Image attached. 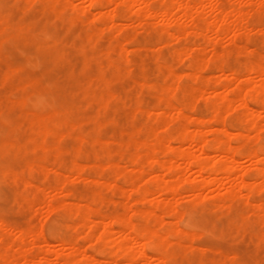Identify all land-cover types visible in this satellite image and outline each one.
Wrapping results in <instances>:
<instances>
[{
  "label": "bare ground",
  "instance_id": "6f19581e",
  "mask_svg": "<svg viewBox=\"0 0 264 264\" xmlns=\"http://www.w3.org/2000/svg\"><path fill=\"white\" fill-rule=\"evenodd\" d=\"M14 1L18 4H21V7L18 5L20 8L19 12L21 13V18L18 19L16 22L12 23V17L10 14H3L2 12H0V42H3L6 38H8L10 36H17L18 38H20L24 41L29 38V33L32 29V25L26 19L24 20L23 16L27 13V11L30 8H32V6H34V4L36 2H38L41 4V12L43 14H49L50 16H52V19L56 20L57 22H59L63 25L65 24L66 30L68 29V31L71 32L78 27V30L81 29L79 32H81L84 29V32L83 33L81 32L82 35H80V33H79V36H78V40L80 42V47L78 46V41H76V43H77L76 45H77V47H79V49L76 52L79 53L80 56L82 57L81 61L83 63V68H82L83 73H85V69L88 66V63L90 61L89 58L87 57V55H89V52H88L89 50L87 47L85 49V45L87 46L88 43H91L93 41L98 42V41H96V39H99L106 34L109 36L110 39H114V38L116 39V34H115L116 31H119L121 29H128V30L134 29L137 24H138V26L142 25L144 27V29H146V31H149V32H152L151 29L158 28L161 32L166 33V35H167L166 39H164V41H161V43H159L158 46L156 44V46H157L156 48H154L153 46L152 47L150 46L151 52H154V54H156V55L159 54L160 49L163 48L164 46L165 47L170 46V44L173 40L176 41V40H180L182 38L181 34H178V33L170 30V28L172 26H175V25H180V24L183 25V27H180L179 33H182V31L184 33V31H186V33L188 32L191 34H195L196 36H199L201 34L202 35H208L210 33H214V36H215L214 41H213L214 43L216 41L219 43L218 40L219 39L221 40V38L224 39L223 37L226 35V33L228 35L231 34V36H232L231 38H229V41H235L236 36L239 35L240 33H245V36H246L252 30H256V32H258L260 34L264 33V26L260 25V27L257 26L254 28V26L252 27V25L249 22L251 20L248 19L251 11H253V10L256 11V10H259L261 8L263 9L264 0H242V1L240 0L241 2L238 1L239 3L234 2V0H228L230 4L229 3H228L229 5L226 4L227 6L220 5L221 2L219 3V0L218 1H213V0H160V1H162V4H161L162 7H158L160 9H158L157 11H155V9L154 10L152 9L151 3L153 5V2H154V1L152 2V0H14ZM154 6H155V4H154ZM92 9L98 10V11L96 10L97 13L95 15H96L97 20L101 21V24H102L100 27H98V29L95 28L93 25H91V28L93 27L96 30L95 29L92 30L88 26V25H90V22L92 21V19H89L90 17H89V15L87 16V14L89 13L88 11H90ZM215 10L218 13H215ZM213 11H214V14H213ZM7 12L5 11L4 13H7ZM15 12H17V11L15 10ZM92 16H94V15H92ZM91 18H93V17H91ZM91 24H93V22ZM142 26H140V27L143 29ZM33 28H34V26H33ZM58 28L60 30V27H58ZM181 28H183L182 31H181ZM76 30L74 32H76ZM134 31H136V29H134ZM229 31H230V34H229ZM246 32H248V33L246 34ZM44 33H46V32H44ZM46 34H49L48 31ZM67 35H70V34H67ZM49 36L52 37V34ZM245 36L243 38L244 40H245ZM207 37H209V36H207ZM227 37H230V36H227ZM239 38H238V40H239ZM50 40H49V43H47V42L46 43L34 42V44H35L34 46L36 47V49H38L42 53L43 57H45L46 59L50 58V59H53L55 62L60 61V60H64L65 57H67L65 55L66 47L61 46L59 44V41H57V40H54V41H50ZM63 41H65V40H63ZM106 41L108 42V39ZM125 41L126 40H124V42ZM118 42H120V41L118 40ZM121 42H120V44H121ZM72 43L74 44L75 42H72ZM195 43H197V42H195ZM231 44H233V43H231ZM243 44H238V45H243ZM195 45H197V44H195ZM244 45H246V43ZM125 46H127V45L125 44ZM218 46H216V47H218ZM74 47H76V46H74ZM96 47H98V46H96ZM235 47H236V45H235ZM107 48H105V47L103 48L106 53H109L110 51H112L110 47L108 49ZM121 48H122V52H125V47L123 46ZM144 48H145V46H144ZM195 48H196V46H195ZM246 48H248V47L246 46ZM127 49H128V47H127ZM250 49L251 48L249 47L248 50H250ZM115 50H117V49H115ZM115 50H113V51H115ZM146 50H148V48H146ZM150 50L148 52H150ZM184 50H186V51H184ZM218 50H220V49H218ZM245 50H247V49H245ZM251 50L254 53L255 50H253V49H251ZM217 51L215 49V46L211 44V46H210V52H211L210 53L211 54L210 59L211 60H215L218 57V52L224 53L225 50L224 51L220 50L218 52ZM105 52H104V54H105ZM179 52H177V53L179 54ZM181 52L185 56L186 54L190 55V53L193 52V50H191V52H190L189 48H184L183 51H181ZM86 53H88V54H86ZM93 53L94 52H92V54ZM101 53H103V52H101ZM95 54H96V52H95ZM118 54H120V53H118ZM121 55L123 56V58H125V56L128 58V56H129V55L124 56L123 54H121ZM262 57H263V55H262ZM118 59H116V60L118 61ZM238 59H240V58H238ZM98 60H99V58H98ZM102 60H104V59L101 58L100 61H102ZM114 60H115V58H114ZM122 60H120V62H122ZM106 62H107V64H105L104 61H103V63H100V62L97 63L96 73L92 77V79L98 85L96 89H91V87L88 83H81V82L78 83V88L85 95H87L89 97L87 100V103L88 104H96L98 107L99 113L101 111L108 109L113 103H117V102L121 101V98L118 95H116L115 93H113L111 91V89L109 88L110 78H108L105 74V69L109 68V67H111V65H115V64L109 58H108V61L106 60ZM137 62L138 61H136V63ZM160 63H162V62H159V64ZM253 63L247 64L248 66L252 65L251 68L250 67L246 68L244 66H240L237 69L232 68L231 70H222L223 66H221V69H220L221 71H219V72H221V77H219V79L216 80L214 82V85L211 87V89L213 90V92L215 94V96H211V97L222 100L224 103L226 101L229 105H231L232 102L235 103L233 100H237V102L239 101L238 103L236 102L237 106L238 107H244L246 109V110L244 109L247 112V114H246L247 118L245 120L248 122V124L246 123L247 125H249L248 128H247V126L244 125V123H243L244 120H243V122L238 123V125H236V124L232 125L231 124L232 121H230L231 127H225L224 126L225 124H223L224 122L221 123L219 121L220 117H218V114L217 115L213 114L214 116H209L208 113H202L200 111L201 114H199L198 116H194L193 114H189V115H193V116H188V114L186 115L185 109L188 108L187 107L188 105H191L190 107H193L194 106L193 101L181 102V100H179L180 101L179 104L176 105V104H173L174 102H170V100H168L169 97H168V99H166V97H164V95L166 93L170 94V91H169L170 89L175 90V88L180 87V86H178V83H177V81H178L177 79H179L180 76L177 77V79H175L176 75L173 74V70H172V72H170L169 70H171V69L168 70L169 67L167 66L168 67L167 70L170 72V74L174 75L173 79L175 81H173V79H172L173 82H171V85L167 84L164 89L154 88V96L157 100V106H158L155 108H157V110L159 111V113H157V114L160 116V118H161V116L167 117V113H173L175 115L174 119L176 121H181L180 122L182 124L181 125L182 127L180 126L181 130H180V132H178L179 133L178 135L173 137V140L180 143V144H185L186 146L184 149H181V150L177 149L176 150L174 148V146L171 144L170 140L169 141L165 140V139H167L168 136L166 138H165V136H163L162 129H164V128H162V129L154 128L153 129L154 134L152 133V135H154V136L152 139L150 138V140L148 139V137H151V136H149V133L147 131L148 134L145 133V134H147V137L141 136V138L142 137L143 138L142 139L138 138V141H137V139L135 140L134 138H132V136L135 135V133L137 132V130L135 128H133L130 131H128V133H127L128 136L126 139L123 138V139H121V141H118V143H117L116 150H118V155L120 153L122 155V157L126 156V158L128 159L127 166L125 165L126 167H123L121 165V163L115 162V160L112 159V157H111L112 152H113L111 147L113 148L114 143H113V145H110V142L103 140L104 138L100 140L97 136H94L93 138L91 136V137H89V138H91V140L89 142L91 147L86 148L87 145H89V144H87L85 147H83V145H85L84 141L86 142L89 139L87 138V140H86L84 138V136L79 135V134L75 135L74 129H75L76 124H74L75 122L73 123L72 121L68 120V117L73 114L75 106L73 105L72 102H69L68 100H64V102L60 106L53 107V108L49 109L47 112H42V113H34V112L31 113L30 112L29 113V112H26L28 110H24V111H22V114L20 115V119L18 120V122H15V123H11L10 121L8 122L7 120L4 119L6 122H4L0 126V154H6L9 156L11 155L14 159H20V160L24 161L26 168L28 170H33V169L35 170V168L39 167L38 169H39V171H41V169H40V166H41V168L42 167L46 168L47 171H45V172H49V174H50V173H53L52 172L53 168L51 166H44V164H43L44 161L46 160L47 154L50 153L54 158H57L58 155H60V153L63 152V150H64V148H62V146L58 142V136L60 139V135L62 134L64 136V134H63L64 132H68V133H70V135H71V133H74V135L76 136V140L78 142L77 144L75 143L76 146H74V150L77 153H79V156L81 155V158L83 157L82 156L83 154H80V153L90 154V157L92 155L96 156V155L102 154L107 158L106 163H104V162H103L104 164L100 163L101 165H97L94 162H92L93 164H90L91 161H90V163L86 162L85 167L86 166L91 167V165H92L96 169V173H97L96 178H92V176H91V178H89V176L87 175L89 178L88 180H90L94 184L98 183L99 187L102 186V184L104 186L106 185L107 187H105V188H107L108 190H109L108 187L117 188V189H115V190H117V192L115 191L114 193L116 195L118 193V197L120 198V200L121 199H127L126 197H129L133 192H135L134 194H136L137 199L140 202H142V203L143 202H150V204H151V202H153V200L151 199V197L153 195L155 196L158 194L160 196V195H162L163 192H167V193L170 192V193H168L171 195L169 198H164V197L160 196V198L159 197L157 198V200L155 201L156 204L154 203V205L158 206L159 203H163L162 205L167 206V208H165L166 210L167 209L168 210L176 209V207L174 208V204L176 203V200H179V199L181 200L183 198V195L178 192L179 190L177 191L175 184H177L178 181H179L178 184L181 181H186L187 180L186 177L184 178L185 174L188 173V171H194V173H196L197 177L200 179L201 184H200V182H199V184H196L197 181H195L196 183H193L192 185H190V187H189L190 189H188V190H190V192L192 194V197L190 199H192V201H194L196 204L201 199V196L203 198L204 196H210V194H211V196H213V197L215 196L216 199H217V197L219 198V196L213 195V194H215V192H214L215 189L221 188V186L224 182L227 184V186L224 187V196L219 198V201L217 203L215 202L216 203V209H215V206H214V209L216 211H218L219 214H225L229 211V206H230L229 202L234 201V199L240 198V199L244 200L242 203H245V205H246L245 206L246 209L240 213L241 221L244 222L247 220L248 215L251 216V213L249 214V211L247 210L250 208H251L250 210L252 211L253 215L256 214L263 221L264 220V203L261 202L262 199L258 198L260 200H251L250 196L252 195L254 197L256 190L264 189V146L259 147L261 149H257L255 147H252L250 144H251V142H254L252 140H255V139L251 140V138L253 136H254V138L257 139L256 134H257V131L260 127L259 126L260 123H259L258 119H260L259 118L260 115L264 113V99L259 101L260 103L258 104L259 107L257 106V108H258L257 109L254 107L252 108L251 105L249 107L246 100H245L246 98L242 97V94L244 92L248 93V95H250L251 98H253V97L255 98L259 93H261V96H262V93L264 95V65H261V64L256 65ZM120 64H122V63H120ZM138 64H139V66L144 65L143 62H141V61L138 62ZM165 64L168 65V63H165ZM262 64H264V63H262ZM227 65H230V64L227 63ZM192 66L190 68H192ZM229 67H231V66H229ZM73 68H74V66H73ZM116 68H119V66L116 65ZM21 69H22V66H19V65L15 66V67L8 68L0 76V85H5L8 81H10L12 73L19 71ZM197 69L198 68H196V70ZM73 71H74V69H73ZM73 71L70 72V77L75 76ZM164 71H166V70H164ZM250 73L255 74L258 77V80L255 81L254 84L251 85L252 86L251 88H248L245 85L249 84V82L252 80V78L249 76ZM192 74H194V73H192ZM170 76H172V75H170ZM195 76H197V75H195ZM168 77H169V75H168ZM181 77H182V75H181ZM192 78H194V77H192ZM42 81L43 80L40 77L33 74L30 78H28L26 81H24L20 85L22 86V88L24 90H26V89L29 90L31 88L33 89L34 87L39 86V89L37 92L39 95L42 96V95L46 94V92L48 91V87L42 85V83H43ZM138 82H140V81H138ZM134 84H135V86H134V88H135L137 86L136 81ZM139 84H140L141 89L148 87V85L144 84L142 81ZM235 84H236V86H235ZM151 85H153V84H151ZM50 86H52V85H50ZM233 86H235V87H233ZM153 87H156V85H154ZM231 87H233V90H235L234 88H236V90H238L240 94L238 92H232ZM57 89H58V92H60V89L58 87H57ZM137 89H139V88H137ZM67 90H68V88H67ZM242 90H244L243 93L240 92ZM199 91H200V94L198 93V95L203 96L206 90H205V88L200 87ZM206 92H208V91H206ZM230 92H232L231 94L237 93L239 96H237V95H235L234 97H233V95L229 96ZM33 93L35 95H38L32 91V94ZM70 93H72V92H70ZM150 93H152V92H150ZM208 93H212V92L209 91ZM121 94L122 93H120V95ZM195 95H194V97H195ZM237 97H239V98H237ZM196 98H197V95H196ZM24 99L25 98L23 96L20 98L18 97V99L15 98V100H11V99L9 100L6 96L0 97V116L6 110L10 113V112H13L14 109H16L17 107L22 108L23 104H24ZM126 99H129L130 101L134 102V105H135L134 114H136V113L138 114V112L144 111L143 108L141 107L142 104H141L140 100L138 99V97L136 96V94H134V95L131 94L129 97H126ZM174 99H175V96H174ZM215 100H214V102H215ZM177 102H178V100H177ZM256 102H258V101H256ZM143 105H145V104H143ZM214 105H216V104H214ZM218 105L220 106V109H221L222 108L221 105H223V104L218 103ZM223 107L225 108V106H223ZM227 107H228V105H227ZM232 107H234V106H232ZM145 109H147V107H145ZM149 111H151V110H149ZM197 111L198 110H196V112ZM15 112H16V110H15ZM220 112H221V110H219V113ZM148 113H146V114H148ZM129 114L130 113H128V115ZM158 115H156V116L158 117ZM2 117L3 116H1V118ZM166 119H164V120H166ZM88 120H90V118H84L83 122H87ZM107 120H109V119L107 118ZM67 121H68V123H66ZM80 121L81 120H79V122ZM118 121H119V119H118ZM13 122H14V120H13ZM76 123L78 124V122H76ZM80 123H82V122H80ZM98 125H99V123H98ZM143 131H145V130H143ZM251 131L255 134H253ZM116 132H118V131H116ZM261 132H263V130ZM122 133H120V134H122ZM114 134L115 133H113V135ZM209 134H211V136H213V137L211 138L210 136H208ZM225 135H227L228 138L230 137V135L234 136L235 139L238 141V145L235 146L234 148L240 152L239 153L240 156H244L245 159L248 158V160L249 159L253 160V165L257 171V176H258L260 181L259 180L257 181L258 178L255 180L248 181L249 179L246 180L244 174L239 172L240 167H242V165L240 164L241 163L240 162L241 157L238 158V156H236L235 153H233V151H232L233 146L229 145L230 142L227 141L228 139L226 140ZM259 136L260 135L258 134V137ZM235 139H234V141H235ZM112 140L113 139H111L110 141H112ZM262 140H264V139H262ZM113 141H115V140H113ZM86 143H88V142H86ZM97 145H98L99 149H97V147H95L96 148V150H95V148H93V146H97ZM259 145L261 146V144H259ZM115 147H116V145H115ZM159 153L160 154L172 153V154H175V156L172 157L170 155V157H169V155H168L167 156L168 158H165V157L163 158L160 155L162 157L161 158L159 156ZM102 155H99V156L102 157ZM54 158H52V159H54ZM100 159L101 158L99 157V160ZM174 159H179V160L175 161ZM62 160H64V159H62ZM71 160L73 161V163L71 162L72 165H69L71 167L70 168L68 167V169H70V170L67 173H63V171H61V170H58V171H60L62 173L56 172V174L57 173H58V175L60 174V177L57 176L55 178V180H56L55 185L50 190L52 192L51 196H50L49 200L47 199V201H48L47 207L49 209L45 208L44 210L52 211L53 208L57 207V206H55V203L52 202V200L58 196L65 198L62 202V205L64 206V208H66V207L68 208L69 206H71V208H72V206H75V208L78 211L84 210L85 213L82 214L83 215L82 219H81L82 222L81 221L80 222L82 223V225H84L86 227L85 231L87 229V235H86L87 237L90 236L89 238H91V239L95 238V241L99 245L101 243H103L107 246V251L105 252V257H103L104 259L103 258L97 259L99 257H93L92 254L89 253V251L88 252L86 251L85 246H84V248H82L83 246L82 245L80 246L74 240V239H76V235L73 233V236L75 235V238H74L72 236V234L70 233L71 229L69 230V228H72L74 225H72V227H71L70 224H64V225L60 226L59 228L55 227L52 231L51 236L49 238H46V237H44L43 233L41 232V231H43L41 229L42 226H40L41 228L39 227L40 228V230L38 229L39 232H35L36 230L33 231V229H35L34 226H33L34 228H32V230H30L31 229L30 226L25 229V227H27L28 225L23 228L24 230L21 228V230L15 231L14 229L13 230L10 229L12 227H8L6 225L7 223L4 222V220H0V264H37V261H35V263H34V260H36V259H33V256L36 257V255L35 254L33 255V253L30 252L29 249L24 246V241L25 242L29 241V242H32V244H33L37 240L38 241L41 240V236H43V241H41L42 244H46V246H49V245L55 246L54 243L57 242L58 245L61 246V249L54 250L53 252L47 251L45 253L44 252L45 249H44L43 250V254H44L43 256L44 257H42V254L40 256V258H42V262L44 261V259H46L48 261L49 258L47 256L49 254H50L49 257H51L52 255L55 256V259H56L55 262H57L59 260L58 264H80V263L81 264H119L118 260L116 259L117 256H121L122 261L126 262V264H166L168 260L171 261L173 259H178V258H188V253H189L190 247H188L187 245L186 246L180 245V246H182V249L180 251L181 253H179V252L176 253L174 251L175 249L173 248V245H175V244L179 245V242L177 241V239H174V240H176L174 242L171 241V239H169V235H171L173 233H175V235H179L181 233V230L174 228V226H176V225H174L173 227L172 226L171 227H164L165 224L164 225L161 224L163 222L164 218L161 222L160 221L162 219L161 218L162 216H160L161 214H158V216L160 218L159 219L157 214H156L157 211H154L151 208L150 209H141L139 211L138 210L135 211L134 217L138 216V218L143 219L144 222H141V221L140 222H132L133 219L130 220L129 219L130 217H128L127 214L123 215L121 213V215L116 214L115 216L114 215L111 216L109 213L108 214L110 216L103 214V213L102 214L101 213L95 214V211H94L95 208H94V210L92 209L94 206L93 205L89 206L90 204L85 205L86 203L83 204V202H85V201H83L81 203H80V201H77V202L75 201L74 204H73L74 201L71 202L72 199L71 200L68 199L70 201H67L66 198L70 197L71 195H74L75 192H74V190L71 191V189L68 192H64V190H63L64 182H68L70 180L73 182L76 180H80V179L82 180V178H83L82 176H84V175H82L83 173H81L82 169L84 168V165H81V162L79 163L78 160H77L78 163H77V161L74 162L75 160H73V159H71ZM140 163H141V166H139ZM89 164H90V166H89ZM156 167L158 169H162L163 171H167L169 173H172L173 175L175 174L174 176L171 174L172 178L174 180L172 182L164 181L163 175H160L158 172L157 173L152 172V171H154V169H156ZM26 168H24V169H26ZM147 168H151V169L154 168V169H152V171L149 170L150 174H148L149 175L148 178L150 179L149 180L150 185H152L153 182L157 183V187L155 189L151 188L152 186L148 187L145 183L143 184V180H142V183L140 181V183L143 185H138L139 184L138 183V184L133 185L132 187H130L128 189L122 188L123 186H120L116 182L121 187L120 188V187H117V184L115 183L114 179L112 178V175H115V174H113V172L114 173L117 172L118 175H120V176H122V174H123L124 175L123 177H126L127 174H129V175L132 174L136 177V180H141V179H144V177H145L144 175L147 172ZM10 170H11L10 168L4 169V173L9 172L8 174H10V172H12ZM92 170H94V169H92ZM108 170L111 171V173ZM240 170H241V172L244 171V170L242 171V169H240ZM43 171L44 170L42 168L41 173H44ZM107 171L109 173H107ZM2 172H3V170H2ZM4 173H2V174H4ZM33 175H35V174L33 173ZM61 176H62V178H61ZM63 176H64V178H63ZM87 176L85 175L84 178L85 177L87 178ZM16 177H17V175H16ZM35 177L36 176H34L33 178H35ZM9 178L12 179V177H10V176H9ZM138 178H141V179H138ZM4 179H5V177L2 180H4ZM35 179H37V178H35ZM65 179H67V180L64 181ZM85 180H87V179H85ZM119 180L120 179L118 178V181ZM13 181H14V179H13ZM25 181H26L25 184L29 183L28 179ZM151 181H152V183H151ZM174 181H175V183H174ZM0 182H4V181H0ZM99 183H101V184H99ZM129 186H130V184H129ZM153 186H154V184H153ZM40 187H42V186H40ZM49 188H51V187H49ZM66 188H67V186H66ZM118 188H119V190H118ZM97 190H95L93 192V196L96 199V201H97V199L99 200L101 198V195ZM205 190L209 193V195H205L207 192L203 193V191H205ZM24 193L25 192L21 193L23 195V197L26 196V195H24ZM262 193L263 192H261L260 194H262ZM91 195H89V197ZM48 196H49V194H48ZM26 197L28 198V196H26ZM180 197H182V198H180ZM17 198H18V196H17ZM185 198H187V197H185ZM138 200H136V198L134 200L132 199L133 202L138 201ZM230 200H232V201H230ZM99 201H97V202H99ZM124 202L126 203V202H128V200L124 201ZM33 203H31V204L33 205ZM96 203H94V204H96ZM103 203H105V202H103ZM206 205H207V203H206ZM182 206L180 205V207H182ZM162 208H164V207H162ZM214 209H211V210H214ZM243 209H244V207H243ZM166 210L165 211L163 210V211L166 212ZM247 211H248V213H247ZM68 212H70L69 209H68ZM125 212L126 211H124V214H125ZM163 213H162V215H163ZM177 215H178V213H177ZM191 216H192V214H191ZM178 218H176V219H178ZM189 218H190V216H189ZM165 221H167V220H164V222ZM262 221H261V224H262ZM258 222L259 221H257V223ZM115 223L117 225L119 224L121 226V227L119 226L120 229L117 230V229L113 228V224H115ZM175 223H177V222H175ZM238 223H239V221H238ZM159 224H160V226L158 227ZM40 225H42V223ZM171 225H173V224H171ZM214 225H215V223H214ZM198 226H200V225H198ZM178 228H180V226ZM200 228H202V227H200ZM73 229H74V227H73ZM203 230H204V227H203ZM183 233H187V230L185 232V229H184ZM194 233L196 234V232H194ZM210 233H211V231H210ZM259 233H257V234H259ZM262 233L264 234V232H262ZM8 234L14 235L13 236L14 237L13 243H15V242L19 243L17 251H14L11 254H10V252H8V250H6V248H4V246H2L3 241H5L4 238ZM117 234H118V236L115 237V235H117ZM171 236H173V235H171ZM179 236H181V235H179ZM259 236H260V234H259ZM39 237H40V239H39ZM187 237H189V235ZM196 237H198V235ZM192 238H193V235H192ZM90 241H92V240H90ZM5 244H7V243H5ZM32 244H31V246H32ZM8 246L9 245L7 244V247ZM35 246L36 245H34V247ZM44 248H46V250H47V247H44ZM32 249H33V246H32ZM32 249H31V251H32ZM94 249H96V248H94ZM202 249H200L199 251H196L198 253H195L197 256L196 264H208V263H210V264H229V263L238 264L235 256L229 257V256H226L225 254H224V256H226V258L224 260H221L222 258L221 259L218 258L216 260H210V262H208L209 260L207 258V254H206L207 251L202 250ZM148 250H152L153 253L148 254V252H147ZM102 251H103V249H102ZM217 251H219V249ZM40 253H42V252H40ZM39 254H37V255L39 256ZM54 256H52V257H54ZM220 256H222V255H220ZM39 260H41V259H39ZM47 261H45V263H43V264H48V262H49V264H52L51 261H48V262ZM38 263L42 264L39 261H38Z\"/></svg>",
  "mask_w": 264,
  "mask_h": 264
},
{
  "label": "rangeland",
  "instance_id": "374dc122",
  "mask_svg": "<svg viewBox=\"0 0 264 264\" xmlns=\"http://www.w3.org/2000/svg\"><path fill=\"white\" fill-rule=\"evenodd\" d=\"M213 1H218V0H213ZM238 1L241 2L242 0L241 1L240 0H234V2L239 3ZM152 2H153V5L151 3V6H152L153 10L155 9V11H157L158 9H160L158 7H162L161 6L162 1L152 0ZM219 3L222 6L223 5L227 6L230 4L228 0H219ZM154 4H155V6H154ZM18 5L21 7V4L16 3L14 0H11V1L10 0H0V12H2L3 14H10L12 17V23H14L18 19L21 18V13L19 12L20 8ZM15 10L17 12H15ZM96 10L97 9H92V10L88 11L89 13L87 14V16L89 15V17H90L89 19H92L91 22L88 20L90 22V25H88V26L91 28V25H93L95 28L98 29V27H100L102 24H101V21L97 20V18H96V15H95L97 13ZM259 10H256V11L253 10L249 14L248 19L251 20L249 22L252 25V27L254 26V28L257 26L260 27V25L264 26V7H263V9L261 8ZM5 11L6 12L8 11V12L4 13ZM28 11L23 16V19L24 20L26 19L32 25V29L29 33V38L24 41V40L18 38L17 36H10V37L6 38L3 42H0V76L8 68H11V67H15V66L19 65V66H22V69H23V70L21 69L22 71L19 70V71L13 72L11 75L10 81H8L5 85H0V97L6 96L9 100L10 99L15 100V98L18 99V97L20 98L22 96L25 98L22 108L17 107L16 109H14L13 112H10V113L7 110L4 111V113L1 115L3 117L1 118V116H0V126L4 122H6L5 120H7L8 122L10 121L11 123L18 122V120L20 119V115L22 114V111H24V110H28L26 112H29V113L30 112L31 113H33V112L34 113L47 112L49 109H51L53 107L60 106L64 102V100H68L69 102H72L73 105L75 106L73 114L68 117L69 121H72L73 123L75 122L74 124H76L75 129H74L75 135L79 134V135L84 136V138L86 140H87V138L89 139L88 141H86L88 143H86L84 141L85 145H83V147H85L87 144H89V142L91 140V138H89V137H91V136H92V138L94 136H97L100 140L104 138L103 140L110 142V145H113V143H114L113 148L111 147V149L113 150L112 156H111L112 159H114L115 162L121 163V165L123 167H126L128 164L127 163L128 159L126 158V156L125 157L123 156L124 157L123 158L120 153L118 155V150H116V148H117L118 141H121V139H123V138L126 139L128 136V134H127L128 131H130L133 128H135L137 130V132L135 133V135L132 136V138H134L135 140L137 139V141H138V138L139 139L143 138V137L141 138V136L147 137L148 133H149V136H151V137H148V139L150 140V138L152 139L154 136V135H152V133L154 134V132H153L154 128H158V129L164 128V129H162L163 136H165V138L168 136L167 139H165L166 141L170 140L171 144L174 146V148L176 150L177 149L181 150V149L185 148V146H186L185 144H180V143L173 140V137L178 135L179 134L178 132H180V130H181L180 129L182 127L181 126L182 124L180 123L181 121H176L174 119L175 115L173 113H167V117L161 116V118H160V116L157 114V113H159V111L157 110V108H155L158 106H157V100L154 96V88L164 89L167 84L171 85V82L175 81L173 79L174 78L173 74H175L176 75L175 79H177V77L180 76V78L177 79L178 80L177 81L178 86H180V87L175 88V90L170 89L169 90L170 94L166 93L164 95V97H166V99H168V97H169L168 100H170V102H174L173 104H176V105L179 104V102H180L179 100H181V102L193 101L194 102V103L192 102L194 104V106L192 105L193 107H190L191 105L187 106L189 109L186 107L187 108V109H185L186 115L188 114V116H193V115L198 116L199 114H201V112L202 113H208L209 116H214V115L218 114V117H220L219 121L221 123L224 122L223 124H225L224 125L225 127H231V124L232 125H234V124L238 125V123L243 122V120H244L243 123L248 128V126H249V125H247L248 122L245 120L247 118L246 117L247 112L245 111L246 109L244 107H238L237 106V103L239 101L237 102V100H233L235 103L236 102L237 103L235 104L232 102L231 105H229L226 101L224 103L222 100L211 97V96H215L211 87L214 85V82L216 80H218L219 77H221V72H219V71H221L220 70L221 66H223L222 70H231L232 68L237 69L240 66H244L246 68H249V67L251 68L252 65L248 66L247 64L248 63L252 64L253 62H254L253 64H256V65H258V64L264 65V64H262V63H264V33L260 34V33L256 32V30H252L251 32H249V34H247L248 32H246V34L248 35V36L246 35L247 37L245 36V33H240L239 35L236 36L235 41H229V38L232 37L230 34V31H229L230 35H228L226 33V35H225L226 37L225 36L223 37L224 39H222V38H221V40L219 39L218 40L219 43L215 40L216 42L214 43L213 42L214 38H215L214 33H210L208 35H202L201 34L199 36H196L195 34H191L188 32L186 33V31H184V33H183V31H182L183 28H181L182 33H179L180 32L179 29H180V27H183V25L182 24L175 25V26H172L170 28V30L173 32H176L178 34H181L182 38L180 40H176V41L173 40L171 42L170 46H166V47L164 46L163 48L160 49L159 54L156 55V54H154V52H151L150 49L152 46L154 48H156L159 45V43H161V41H164V39H166V37H167L166 33L161 32L158 28L151 29L152 32H149V31H146V29H144V27L142 25L138 26V24H137L134 28V29H136V31H134V29H129V30L128 29H121V30L115 32L116 39L115 38L110 39L109 36L106 34L103 37L96 39V41H98V42L93 41L91 43H88L87 46L85 45V49L87 47L89 50V51L87 50L89 52V55H87V57L89 58L90 61L88 63V66L85 69V73H83L82 72L83 63L81 61L82 57L76 51L80 47V42L78 40L79 33H80V35H82V33L84 32V29L81 31L82 33L79 32L81 29L78 30V27L76 28L77 30L74 29L71 32L68 31V29L66 30L65 24L63 25V24L57 22L56 20L52 19V16H50L49 14H43L41 12V4L38 2H36L34 4V6H32V8H30ZM215 13H218V12L215 10ZM213 14H214V11H213ZM92 15H94V16H92ZM91 17H93V18H91ZM92 22H93V24H91ZM33 26H34V28H33ZM140 26H142L143 29ZM58 27H60V30ZM95 28L92 27L91 29L93 30ZM75 30H76V32H74ZM47 31L49 34H46ZM44 32H46V33H44ZM51 34H52V37L49 36ZM67 34H70L71 36L67 35ZM207 36H209V37H207ZM227 36H230V37H227ZM244 36H245V40L243 39ZM106 38L108 39V42L106 41L107 40ZM238 38H239V40H238ZM49 40L50 41L57 40V41H59V44L61 46L66 47V50L65 49L64 50H65V55L67 57H65L64 60H60V61L55 62L53 59H50V58L46 59L45 57H43L42 53L38 49H36V47L34 46L35 45L34 42H40V43H46L47 42V43H49ZM63 40H65V41H63ZM118 40L120 42L122 41L123 43L121 42V44H120V42H118ZM124 40H126V41L124 42ZM76 41H78L79 47H77ZM72 42H75V43L73 44ZM195 42H197V43H195ZM231 43H233V44H231ZM243 43L244 44L246 43V45H244ZM125 44L127 46H125ZM156 44H157V46H156ZM193 44L194 45L197 44V45H195L196 48ZM211 44L215 46L216 51L218 49H220L221 51L225 50L224 53L223 52L219 53L218 51H220V50H218L217 51L218 57L215 60L210 59V55H211L210 54L211 53L210 52V46H211ZM234 44L236 45V47ZM238 44H243L244 46L238 45ZM73 45L76 47H74ZM122 45L125 47V52H122V48H121V47H123ZM96 46H98V47H96ZM144 46H145V48H144ZM148 46L149 47L151 46V47L149 48ZM216 46H218V47H216ZM246 46L248 48L250 47L251 49L255 50L254 53L251 49L248 50V48H246ZM104 47L105 48L110 47L112 51H110L109 53H106L103 49ZM127 47H128V49H127ZM146 48H148V50H146ZM184 48H189V51L191 52V50H193V52H191L190 55L186 54L184 56L181 52V51H183ZM115 49H117V50H115ZM243 49L244 50L247 49V50L244 51ZM113 50H115V51H113ZM149 50H150V52H148ZM184 51H186V50H184ZM92 52H94L93 54L95 56L92 54ZM95 52H96V54H95ZM101 52H103V53H101ZM104 52H105V54H104ZM117 52L120 54H118ZM177 52H179L180 55ZM86 54H88V53H86ZM121 54H123L124 56L129 55L128 56L129 59L125 56V58L127 59L126 60L125 58H123V56ZM262 55H263V57H262ZM98 58H99V60H98ZM101 58L104 60L100 61ZM108 58L111 59L113 61V63L115 64V65H111V67L105 69L106 76L108 78H110L109 88L111 89V91L113 93H115L116 95H118L121 98V101L117 102V103H113L108 109L101 111L99 113L98 107L96 104H88L87 103V100L89 97L87 95H85L78 88V83H80V82L81 83H88L90 85L91 89H96L98 85L92 79V77L96 73L97 63L98 62L103 63V61H104V63L107 64L106 60L108 61ZM114 58H115V60H114ZM238 58H240V59H238ZM116 59H118V61ZM120 60H122V62H120ZM136 61H138V62L141 61V62H143L144 65L139 66L138 62L136 63ZM159 62H162V63L159 64ZM120 63H122V64H120ZM165 63H168V65ZM227 63L230 65H227ZM116 65H118L119 68H116ZM73 66H74V68H73ZM191 66H192V68H190ZM229 66H231V67H229ZM195 67L198 69L196 70ZM167 68H168V70L171 69V70H169L170 72H172V70H173V74H170V72L167 70ZM73 69H74V71H73ZM164 70H166V71H164ZM71 71H73V73L75 74L74 77H70ZM192 73H194V74L196 73L195 75H197V76H195ZM33 74L37 75L38 77H40L43 80L42 85L48 87V91L46 92V94L42 95L43 97L41 95H39L37 92L39 89V86H36L33 89L31 88L29 90H27V89L24 90L22 88V86L20 85L24 81H26L28 78H30ZM168 75H169V77H168ZM170 75H172V76H170ZM181 75H182V77H181ZM249 76L252 78V80L249 82V84H246L245 86L248 88H251L252 87L251 85L254 84V82L258 80V77L253 73H250ZM192 77H194L195 79ZM172 79H173V81H172ZM134 80L136 81V84L138 87L136 86L134 88V86H135ZM138 81H140V82L142 81L144 84H147L148 87L141 89L140 84H139L140 82H138ZM151 84H153V85H151ZM50 85H52V86H50ZM154 85H156V87H153ZM235 86H236V84H235ZM235 86H233V87H235ZM57 87L60 89V92H58ZM200 87L205 88L206 91H208V92L210 91L212 93H208L205 91L204 95L200 96V95H198V93L200 94V91H199ZM233 87H231L232 92H238L239 93V91L236 90V88H234L235 90H233ZM67 88H68V90H67ZM137 88H139V89H137ZM32 91L38 95H35L34 93L32 94ZM70 92H72V93H70ZM150 92H152V93H150ZM232 92H230L229 96H232V95H233V97L235 95L239 96L237 93L231 94ZM240 92L243 93L244 90H242ZM120 93H122V94L120 95ZM131 94L132 95L136 94V96L138 97V99L140 100V102L142 104L141 107L143 108L144 111L146 110L147 112L142 111V112H138V114L137 113L134 114V110H135L134 109L135 108L134 102L130 101L129 99H126V97H129ZM195 94L197 95V98H196ZM243 94H242V97L246 98L245 100H246L248 106L250 107V105H251L252 108L253 107L257 108V106L259 107V105H258L260 103L259 101L264 99L263 93H262V96H261V93H259L255 98L254 97L251 98V96L248 95V93H246V92H244ZM194 95H195V97H194ZM174 96H175V99H174ZM237 98H239V97H237ZM177 100H178V102H177ZM214 100H215V102H214ZM256 101H258V102H256ZM218 103L223 104V105H221V107L223 109L222 108L220 109V106L218 105ZM143 104H145V105H143ZM214 104H216V105H214ZM227 105H228V107H227ZM223 106H225V108ZM232 106H234V107H232ZM145 107H147V109H145ZM148 109L151 111H149ZM15 110H16V112H15ZM196 110H198L197 111L198 113L196 112ZM219 110H221L220 113H219ZM128 113H130V114L128 115ZM146 113H148V114H146ZM189 114H193V115H189ZM263 114H261L259 117L260 119H258L259 123L261 124V125L259 124V126L261 128L259 127V129L257 131V134H256L257 139L254 138V136H253L251 138V140L255 139L256 141L252 140L254 142H251V144L249 143L252 147H255L257 149H261L259 147L264 146L263 145L264 140H262V139H264V133H263L264 132V115ZM156 115H158L159 118ZM84 118H90V120H88L87 122H83ZM107 118L109 120H107ZM117 118L119 119V121ZM164 119H166V120H164ZM13 120H14V122H13ZM79 120H81L80 122H82V123H80ZM230 121H232V123ZM76 122H78L79 125ZM66 123H68V121ZM98 123H99V125H98ZM143 130H145V131H143ZM262 130H263V132H261ZM116 131H118V132H116ZM147 131H148V133H147ZM113 133H115V134L113 135ZM120 133H122V134H120ZM145 133H147V134H145ZM63 134H64V136L62 134L60 135V139L58 136V142L60 143L62 148H64L63 152H61L57 158H54L50 153H48L46 156V160L43 163L44 166H51L53 168L52 169L53 173H50V174H49V172H45L47 170L44 167H42L44 170L43 171L44 173H41V171H42L41 166H40L41 171H39V169H38L39 167L35 168V170L34 169L28 170L26 168L24 161H22L20 159H14L11 155L9 156L6 154H0V179H1L0 181H4V182H0V220H4V222L7 223V224L6 223L5 224L8 227H12L10 229H12V230L14 229L15 231L21 230V228L23 229L25 226L28 225L27 227H25V229L30 226V228H31L30 230H32V228L35 227V229H33V231L36 230L35 232H39V230L41 228L40 226H42L41 229L43 231H41V232L43 233L44 237H46V238H49L51 236L52 231L55 227L59 228L60 226H62L64 224H70L71 227H72V225H74L73 226L74 229H73V227L69 228V230L71 229L70 233L72 234V236H73V233L76 235V239H74V240L80 246L82 245L83 246L82 248H84V246H85L86 251L87 252L89 251V253H91L93 257H99L97 259H102L103 257H105V252L107 251V246L103 243H101L99 245L95 241V238L91 239V238H89L90 236H88V237L86 236L87 235V229L85 231L86 227L84 225H82V223H81L82 222L81 219L83 216L82 214L85 213L84 210L78 211L75 208V206H72V208H71V206H69L68 208L67 207L64 208V206L62 205V202L65 198L61 197V196H58L52 200V202L55 203V206H57V207L53 208L52 211L44 210L45 208L46 209L48 208L47 207V202H48L47 199L49 200V198L51 196L52 192L50 190L55 185V181H56L55 178L57 176L60 177V174L58 175V173L56 174V172L62 173V172L58 171V170H61V171H63V173H67L70 170V169H68V167L69 168L71 167L69 165H72V163H73V161L71 159L75 160L74 162H76L78 160L79 163L81 162V165H84V168L82 169L81 173H83L82 175H84V176L88 175L89 178H91V176H92V178H96L97 173H96V169L94 168V166L91 165V167H87V166L85 167L86 162L90 163V161H91L90 164H93L92 162H94L97 165H101V164L106 163V161H107V158L102 154H99V155H102V157L99 155H96V156L92 155L90 157V154L80 153V154H83L82 155L83 157L81 158V155L79 156V153H77L74 150V146H76V144L78 143L74 133H71V135L73 134L72 136L68 132H64ZM253 134H255V133H253ZM258 134L260 135L259 137H258ZM208 136H210L211 138L213 137V136H211V134H209ZM225 137H226V140L228 139L227 141L230 142L229 145L233 146L232 147L233 153H235V155L238 156V158L241 157L240 158V160H241L240 164L242 165L243 168L240 167V169H242V171L243 170L244 171L241 172V170L239 169V172L243 173L246 180L249 179L248 181L257 179L258 178L257 171L254 168L253 160H250V159L248 160V158L245 159L244 156L239 155L240 152L234 148L235 146L238 145V141L235 139L234 136L230 135V137L228 138L227 135H225ZM111 139L115 140L116 142L113 140L110 141ZM234 139H235V141H234ZM259 144H261V146ZM115 145H116V147H115ZM90 147H91V145L89 144V145H87L86 148H90ZM95 147H97V149H99L98 145L93 146V148H95ZM95 150H96V148H95ZM162 154L159 153V156L161 155L163 158L164 157L168 158L167 157L168 155H169V157H170V155L172 157L175 156V154H172V153L163 154V155ZM99 157L101 158L100 160H99ZM52 158H54V159H52ZM62 159H64V160H62ZM174 160L178 161L179 159H174ZM78 161H77V163H78ZM90 164H89V166H90ZM139 166H141V163ZM6 168H10L11 169L10 171H12V172H10V174H8L9 172L4 173V169H6ZM24 168H26V169H24ZM92 169H94V170H92ZM152 169H154V168H152ZM152 169L147 168L148 173L146 172V174L144 176L146 177L148 174H150L149 170L152 171ZM2 170H3V172H2ZM108 171H107V173H109V172L111 173V171H109V172ZM152 172H156V173L158 172L160 175H163L164 181L172 182L174 180L172 178V175H173L172 173H169L167 171H163L162 169H158L157 167ZM2 173H4V174H2ZM33 173L35 175H33ZM113 174H115V175H112V178L114 179L115 183L117 182L120 186H123L122 188L128 189V188H130L133 185H136L138 183H139L138 185H143L145 183L148 187L152 186L151 188H154V189L157 187V183H155V182L152 183V181H151L152 185H150V182H149L150 179L148 178L149 175L146 178L144 177V179L138 178L141 180H136V177L132 174H130L131 176L129 174H127L126 177H123L124 176L123 174H122V176L118 175L117 172L116 173L113 172ZM16 175H17V177H16ZM9 176L12 177V179L9 178ZM34 176H36L35 178H37V179L33 178ZM84 176H82V177L84 178ZM88 176H87V178L86 177L84 179L82 178V180L80 179V180H76L74 182L70 180L68 182H64V184H63L64 192H68V191H70V189H71V191L74 190V192H75L74 195H71L70 197L66 198L67 201H70L72 199L71 202L74 201L73 204L75 203V201L76 202L80 201V203L85 201V202H83V204L86 203L85 205L90 204L89 206H92V205L94 206L92 209L94 210V208H95V210H94L95 214L96 213H101V214L103 213V214H106L108 216H110V215L115 216L116 214L121 215V213L123 215L127 214V216L130 217L129 218L130 220H132V219L134 220V221L132 220V222H140V221L144 222L143 219L138 218V216H136L137 218L134 217L135 211H137V210L139 211L141 209H150L151 208L154 211H157V213L155 212L157 214V216H158V214H161L160 215V216H162L161 217L162 219L160 220L161 222H162L163 218H164V220H167L165 222L163 220L164 223L163 222L161 223L162 225L165 224L164 227H171V226L173 227L174 225H176V226H174V228L181 230V233L179 234L181 236L175 235V233H173V234H171L173 236L169 235V239H171V241H173V242L176 241L174 239H177V241L179 242V245H176V244H175L176 246L173 245V248L175 249V250L174 249L173 250L176 253L177 252L181 253L180 251L182 249V246H180V245H185V246L187 245L188 247H190L189 248L190 250L188 253V258H178V259H173L171 261L168 260L169 262L167 261L166 264H196L197 256L195 253H198L196 251H199L202 248H203L202 250L207 251L206 254H207V258L209 260L208 262H210V260H216L218 258L219 259L222 258L221 260H224L226 258V256H229V257L235 256L238 264H264V238H263L264 234L262 233V232H264V220L262 221V219L259 218L256 214H255L256 216L253 215L252 211L250 210L251 208H250L247 210L249 211V214L251 213V216L247 214L249 217L247 216V220L242 222L241 218H240V213L246 209V207H245L246 205H245V203H242L244 200H242L240 198L234 199V201H232L233 199L230 200L232 202H229V204H230L229 211L225 214H219L218 211L215 210L216 209V203L219 201V198L224 196V187L227 186L226 183L223 182L221 188H217L214 191L215 194H213V195H217V196H219V198L217 197V199H216L215 196L213 197V196H211V194H210V196H204L205 198L204 197L202 198V196H201V199L196 204L194 201H192V199H190L192 197V194H191L190 190H188V189H190L189 188L190 185H192L193 183H196L195 181H197L196 184H199V182L201 184V181L197 177L196 173H194V171H188V173H186L184 176V178L186 177L187 180L185 179L186 181H181L179 184H178V182H179L178 181L177 184H175L177 191L179 190L178 192L183 195V198L180 197V198H182L181 200L180 199L176 200V203L174 204V208L176 207V209H173V210L167 209L168 210L167 211L165 209V208H167V206L162 205L163 203H159L158 206L156 205L157 207L154 205V203L156 204L155 201L157 200L158 197L160 198V196L164 197V198H169L171 195L168 193H170V192H168V193L163 192L162 195H160V196L158 194L155 196L153 195L151 197V199L153 200V202H151V204H150V202H143V203L140 202L137 199L136 194H134L135 192H133L129 197H126L127 199H121L120 200V198L118 197V193H117V195L114 193L115 191L117 192V190H115L117 188L108 187L109 188V190H108L107 188H105L107 186L106 185L104 186L103 184H102V186L99 187L98 183L94 184L93 182L88 180L89 179ZM4 177H5V179L2 180ZM61 178H62V176H61ZM63 178H64V176H63ZM118 178L120 179L119 181H118ZM13 179H14V181H13ZM27 179H28L30 184L29 183L25 184V182H26L25 180H27ZM85 179H87V180H85ZM66 180L67 179H65L64 181H66ZM142 180H143V184H141ZM258 180H259V178L257 179V181ZM140 181H141V183H140ZM128 183L130 184V186ZM174 183H175V181H174ZM99 184H101V183H99ZM118 184H117V187H120ZM153 184H154V186H153ZM40 186H42V187H40ZM66 186H67V188H66ZM49 187H51V188H49ZM95 190H97L101 195V198L99 199L100 201L97 199V201H99V202H97L93 196V192ZM118 190H119V188H118ZM263 190L264 189L256 190L255 196H254L255 198L251 195L250 199L251 200L262 199L261 202L264 203V200H263L264 199V191ZM260 191L263 193L260 194L261 193ZM23 192H25L24 195L28 196V198L26 196L23 197V195L21 194ZM204 192L206 193L207 191L205 190V191H203V193ZM47 193L49 194V196ZM89 195H91V196L89 197ZM205 195H209V193L207 192ZM17 196H18V198H17ZM185 197H187V198H185ZM135 198L139 202L138 201L133 202L132 199L134 200ZM258 198H260V199H258ZM68 199H70V200H68ZM127 200L129 203L124 202ZM103 202H105V203H103ZM31 203H33V205ZM94 203H96L97 205ZM206 203H207V205H206ZM180 205L181 206L183 205L184 207L183 206L180 207ZM214 206H215V209H214ZM162 207H164V208H162ZM243 207H244V209H243ZM68 209L70 212H68ZM211 209H214V210H211ZM163 210L164 211L166 210V212H164ZM124 211H126L125 214H124ZM248 211H247V213H248ZM162 213H163V215H162ZM177 213H178V215H177ZM191 214H192V216H191ZM189 216H190V218H189ZM175 217L176 218L179 217V218L176 219ZM158 218H159V216H158ZM174 221L177 223H175ZM238 221H239V223H238ZM257 221H259L260 223L259 222L257 223ZM261 221H262L263 225L261 224ZM41 223H42V225H40ZM214 223L217 227L214 225ZM171 224H173V225H171ZM177 224L180 226V228H178L179 226ZM198 225H200V226H198ZM119 226H120L119 224L118 225L116 223L113 224V228H115L117 230L120 229L121 226L120 227ZM159 226H160V224L158 225V227ZM200 227H202V228H200ZM203 227H204V230H203ZM184 229H185V232L187 230L188 234L183 233ZM210 231H211V233H210ZM194 232H196V234ZM257 233H259L260 236ZM75 235L73 236L74 238H75ZM188 235H189V237H187ZM192 235H193V238H192ZM197 235H198V237H196ZM13 236H14L13 234H8L4 238L5 241H3V243H2V246H4V248H6V250H8V252H10V254L13 253L14 251H17V248L19 245L18 242L13 243L14 242ZM117 236H118V234L115 235V237H117ZM39 239H40V237H39ZM90 240H92V241H90ZM41 241H43V236H41V240H39V241L37 240L33 244H32V242H29V241L25 242L24 241V246L26 248H28L29 251L33 253V255L34 254L36 255V257L33 256V259H36V260H34V263H35V261H37V264H39L38 261L42 264L45 263V261H47L46 259H44V261L42 262V258H40L41 254H42V257H44L43 256L44 255L43 250L44 249L46 250V248H44V247H47V250L46 251L44 250L45 253L47 251L53 252L54 250L61 249V246H59L57 242L54 243L55 246H51V245L46 246V244H42ZM5 243H7L9 246L7 247V244H5ZM31 244L33 246V249H32ZM34 245H36L35 246L36 248L34 247ZM30 248L32 249V251ZM94 248H96V249H94ZM102 249H103V251H102ZM218 249H219V251H217ZM40 252H42V253H40ZM147 252H148V254L153 253L152 250H148ZM37 254H39V256ZM224 254L226 256H224ZM220 255H222V256H220ZM49 256H50V254L47 256L49 258L48 261H51L52 264H58L59 260L57 262H55L56 259H55L54 255H52L54 257H52V256L49 257ZM38 258L41 260H39ZM116 259L118 260L119 264H126V262L122 261L121 256H117ZM48 264H49V262H48ZM208 264H210V263H208ZM229 264H234V263H229Z\"/></svg>",
  "mask_w": 264,
  "mask_h": 264
}]
</instances>
